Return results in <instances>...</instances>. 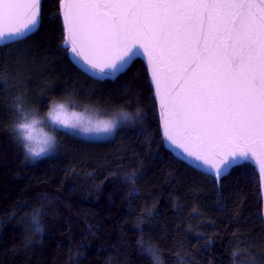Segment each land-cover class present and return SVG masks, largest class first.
<instances>
[{
	"label": "trees",
	"instance_id": "1",
	"mask_svg": "<svg viewBox=\"0 0 264 264\" xmlns=\"http://www.w3.org/2000/svg\"><path fill=\"white\" fill-rule=\"evenodd\" d=\"M64 36L59 0H43L38 30L0 46V264H264L257 170L234 166L217 182L176 157L144 61L100 81ZM58 100L139 115L103 140L54 126L57 151L30 162L12 131L17 104L43 116ZM35 212L45 232L29 239Z\"/></svg>",
	"mask_w": 264,
	"mask_h": 264
},
{
	"label": "snow or ice",
	"instance_id": "2",
	"mask_svg": "<svg viewBox=\"0 0 264 264\" xmlns=\"http://www.w3.org/2000/svg\"><path fill=\"white\" fill-rule=\"evenodd\" d=\"M41 6L0 0V41L34 33ZM59 9L64 45L98 78L114 79L146 58L169 145L217 182L234 166H258L264 186V0H59ZM52 119L111 134L109 123L86 124L76 113ZM26 127L29 139L48 143Z\"/></svg>",
	"mask_w": 264,
	"mask_h": 264
},
{
	"label": "clouds",
	"instance_id": "3",
	"mask_svg": "<svg viewBox=\"0 0 264 264\" xmlns=\"http://www.w3.org/2000/svg\"><path fill=\"white\" fill-rule=\"evenodd\" d=\"M75 103V101H62L58 100L53 102L50 105L49 111L41 116L39 112L34 111L32 109L25 108L23 102H18L16 107V112L18 113V119L14 122L12 131L15 134V139L19 142L22 147L26 158L30 162H38L40 159L45 158L46 155L54 154L59 146V140L54 132H46V137L49 138L47 144L37 143L36 139H29L27 136L28 127L36 128L38 125L43 124L44 122L51 120L54 124L59 125L54 122L52 119L53 114L56 112L63 110L68 112L71 110V106ZM77 111L72 113H76L82 121L87 123H98L100 121H104L110 124V133L114 134L116 130L121 126L122 123L135 124L136 118L139 115V110L136 111V114L128 111L127 109H119L117 112L113 113L111 116H100V110L91 105L81 108L79 105H76ZM77 130L83 133L81 128H77ZM35 136V135H34ZM41 148L44 151L40 152L39 155H35V152L39 151ZM27 235L29 239L32 236H36L42 238L45 232V225L43 224L39 212H35L30 214L27 218ZM39 221V223H37ZM39 229V230H37ZM151 249V246H149ZM156 264H163V258L159 257Z\"/></svg>",
	"mask_w": 264,
	"mask_h": 264
},
{
	"label": "water",
	"instance_id": "4",
	"mask_svg": "<svg viewBox=\"0 0 264 264\" xmlns=\"http://www.w3.org/2000/svg\"><path fill=\"white\" fill-rule=\"evenodd\" d=\"M42 1H43V0H42ZM41 7H42V6H41ZM60 16H61V20H62V15L60 14ZM62 23H63V21H62ZM39 26H40V25H39ZM39 26H38V28H39ZM38 28H37L36 30H34V32L37 31ZM31 34H33V33H30L28 36H30ZM28 36H27V37H28ZM25 38H26V37H25ZM22 39H24V38H22ZM19 40H21V39L18 38L17 40L12 41V42L7 41V40H5V41H0V46H4V45H6V44L13 43V42H16V41H19ZM63 47H64L65 49L67 48V50L69 51V57H70L71 61H72V62H73V63H74V64H75V65H76V66H77L82 72H84L85 74L89 75L90 77H92V78H94V79H97V80H100V81L108 80V79H101V78H98V77L95 76L94 74L88 72V71H87V66L83 64V61L80 60L79 57H76V56H74V55L71 53V49H70V47H68V46H66V45H64V44H63ZM136 59H142V61H144L145 65H146V67H147V60H146V58H136ZM136 59H135V60H136ZM135 60H134V61H135ZM134 61H133V62H134ZM133 62H132V63H133ZM132 63H131V64H132ZM128 69H129V68H128ZM128 69H127V70H128ZM147 69H148V68H147ZM127 70H126V71H127ZM124 73H125V72H124ZM121 74H123V73H121ZM121 74H119V75H121ZM148 74H149V78H150V81H151V74H150L149 71H148ZM119 75H117L114 79H116ZM114 79H111V80H114ZM152 87H153L154 94H155V88H154V85H152ZM156 102H157V108H158V113H159V104H158V101H157V100H156ZM159 121H160V115H159ZM160 130H161V135H162V138H163V141H164V145H165V147H166L169 151H171L176 157H178L179 159L183 160L184 162H186L187 164L191 165L192 167H194V168H196V169H199V170H201V171H203V172H206V173H209V174L213 175L212 172H211V170L208 169L206 166L200 164V162H198V161H194L193 159H191V158H189V157H186V156L181 152V150L176 149L175 147L169 145V144L166 142V140H165V138H164V136H163V127H162L161 123H160ZM232 169H233V168H232ZM232 169H230L229 173L231 172ZM256 170H257V172L259 173V168H258V166H257ZM219 182H220V181H219ZM261 189H262V195H263V219H264V186L261 185Z\"/></svg>",
	"mask_w": 264,
	"mask_h": 264
},
{
	"label": "rangeland",
	"instance_id": "5",
	"mask_svg": "<svg viewBox=\"0 0 264 264\" xmlns=\"http://www.w3.org/2000/svg\"><path fill=\"white\" fill-rule=\"evenodd\" d=\"M74 111H77V110H73L71 109L70 111L66 112L69 116H71V113L74 112ZM100 116H104L103 114L100 113ZM52 126V127H51ZM56 127V128H59V129H63V130H66L68 132H71L75 135H78V136H82V137H86L88 139H95V140H103V139H108L110 137L113 136V134H109V133H99V134H82L80 133L77 129H64L62 126L60 125H56L54 124L51 120H48L46 122H44L43 124L41 125H38L36 128H35V131H34V135L36 138L38 139H42L45 135H46V132H52L51 131V128L53 127ZM47 156V155H46ZM156 258V262L158 260L157 257Z\"/></svg>",
	"mask_w": 264,
	"mask_h": 264
}]
</instances>
